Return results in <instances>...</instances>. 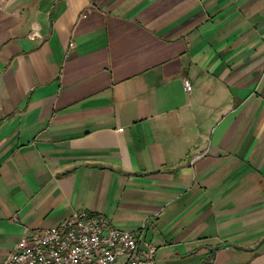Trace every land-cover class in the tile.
<instances>
[{"label":"crops","instance_id":"1","mask_svg":"<svg viewBox=\"0 0 264 264\" xmlns=\"http://www.w3.org/2000/svg\"><path fill=\"white\" fill-rule=\"evenodd\" d=\"M82 209L264 264V0H0V264Z\"/></svg>","mask_w":264,"mask_h":264},{"label":"built area","instance_id":"2","mask_svg":"<svg viewBox=\"0 0 264 264\" xmlns=\"http://www.w3.org/2000/svg\"><path fill=\"white\" fill-rule=\"evenodd\" d=\"M37 35L34 26L30 37ZM184 85L192 90L188 79ZM157 250L108 217L82 209L49 227H25L3 264H157Z\"/></svg>","mask_w":264,"mask_h":264}]
</instances>
